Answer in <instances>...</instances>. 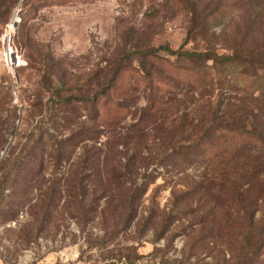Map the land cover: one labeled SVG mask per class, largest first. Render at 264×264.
<instances>
[{"label":"rangeland","instance_id":"374dc122","mask_svg":"<svg viewBox=\"0 0 264 264\" xmlns=\"http://www.w3.org/2000/svg\"><path fill=\"white\" fill-rule=\"evenodd\" d=\"M217 3L223 11L209 17ZM30 7L22 21L19 7L0 16V264H264V146L234 145L210 159L201 145L241 102L263 110L260 93L214 78L231 83L237 68L179 62L164 51L175 67H201L209 82L193 88L169 64L148 63L146 75L138 52L169 44L264 56V0ZM195 13L201 24L193 28ZM10 30L15 68L4 62ZM47 56L69 94L96 102L53 112L55 88L39 83ZM55 112L77 118L57 126ZM72 133L80 135L61 157L39 146L24 159L41 134L63 143Z\"/></svg>","mask_w":264,"mask_h":264},{"label":"trees","instance_id":"16d2710c","mask_svg":"<svg viewBox=\"0 0 264 264\" xmlns=\"http://www.w3.org/2000/svg\"><path fill=\"white\" fill-rule=\"evenodd\" d=\"M60 3H68L74 0H57ZM31 0H0V16L9 17L16 7H19L21 10V21L25 17V13L29 12L32 8L30 7ZM223 11V6L219 3L213 6L211 12L209 13V17L214 18L216 14ZM199 15L195 13L193 19V28H196V24H201L199 22ZM18 25V24H17ZM194 29H191V32ZM164 51L168 55L176 57L179 62H189L200 65V63H207L208 61L213 62L214 64H220L225 68H237L240 72L230 75L231 83L223 84L221 81L222 77H214L219 80L220 86H227V88L233 89L235 84L240 80H243V84L247 87L244 88L245 91H250L252 94L260 93L261 96H256V100L258 104L263 105L264 99V56H258L250 53H244L242 51H233L229 55H221L218 52L205 49L203 51L197 50H183V48L173 49L169 44H162L157 47H146L144 49L139 50V57L143 60L141 61L144 67H141V72L146 75H151V70H153L154 65H167L169 67L173 63L169 61L167 58L160 55V53ZM235 52V53H234ZM150 63V69L146 71L147 64ZM175 64V63H174ZM173 67H167V70L171 71L175 75H177L180 79H182L186 84L192 86L193 88H201L208 81L209 73L203 71L201 67H191L185 68L184 70L175 65ZM208 69H211V73L216 70L217 67H211L209 65ZM171 68V70H170ZM260 70V71H259ZM122 71H116L114 74V78L118 79ZM254 73L252 76L253 80L248 83L247 79L249 77L248 73ZM181 74V75H180ZM241 77L243 79H241ZM147 79L146 77H144ZM151 80V79H150ZM0 85H4V80L0 81ZM41 89L44 91H50L55 88V94L58 95V103L56 105H52L50 109L54 111L63 110L64 112H68V110H75L76 105L89 104L92 102L94 104L96 101H89L84 98H77L74 94H69L72 91V87H70V82L64 80L62 77H57L55 74L54 64L50 62V58L47 56L45 59V69L41 75L40 79ZM113 86V85H112ZM250 88V89H248ZM239 88L236 87V91L239 92ZM55 112V121L57 126H66L73 123L76 118H73L72 114L67 116L59 117ZM60 119V121H59ZM209 134L202 135V143L201 145H208L209 152L208 156L210 159L216 157L220 153L224 152L228 148L234 145H241L242 147H247V145H263L264 146V108L258 109L250 104L241 102L235 109V113L231 111L228 113L225 120L221 123L213 125L210 130H208ZM220 135L218 140L210 142L212 135ZM80 133H72L68 136L63 143L57 139V137L50 135L45 138L42 134L39 136V140H37V145H32L30 149L26 150V155L24 159L32 160L36 157V150L39 149V146L46 149L51 147L53 150L59 152V149L63 148L65 145V149L68 148V144L70 145L76 137H78ZM11 142V141H10ZM209 143V144H208ZM12 144V143H11ZM8 146V145H7ZM11 146V145H10ZM10 148V147H9ZM6 149V148H5ZM9 150V149H8ZM8 152V151H7ZM12 153V148L9 150ZM66 153V151H65ZM7 154V153H6ZM5 154V155H6ZM61 153L59 152L57 157H61ZM3 162L10 161L8 156H4L2 158Z\"/></svg>","mask_w":264,"mask_h":264},{"label":"built area","instance_id":"2783aa9c","mask_svg":"<svg viewBox=\"0 0 264 264\" xmlns=\"http://www.w3.org/2000/svg\"><path fill=\"white\" fill-rule=\"evenodd\" d=\"M14 23L15 21L13 20L12 25L10 26H13ZM11 30L6 34V41H5L6 47L4 51V62L7 67L5 68H15L14 66H17L18 61H19L15 55V51L11 43L12 42V31Z\"/></svg>","mask_w":264,"mask_h":264},{"label":"water","instance_id":"95a60500","mask_svg":"<svg viewBox=\"0 0 264 264\" xmlns=\"http://www.w3.org/2000/svg\"><path fill=\"white\" fill-rule=\"evenodd\" d=\"M17 22H19V20H18V21H15L14 26H17V24H18ZM11 143H12V142H10V143L8 144V146L6 147V149L4 150V152L2 153V158H3V157L5 156V154L7 153V151H8V149H9Z\"/></svg>","mask_w":264,"mask_h":264}]
</instances>
